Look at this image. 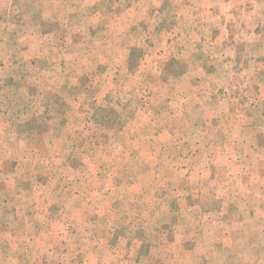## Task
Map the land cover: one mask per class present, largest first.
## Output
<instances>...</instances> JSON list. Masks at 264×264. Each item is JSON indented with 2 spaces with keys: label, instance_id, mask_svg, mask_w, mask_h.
Wrapping results in <instances>:
<instances>
[{
  "label": "rangeland",
  "instance_id": "obj_1",
  "mask_svg": "<svg viewBox=\"0 0 264 264\" xmlns=\"http://www.w3.org/2000/svg\"><path fill=\"white\" fill-rule=\"evenodd\" d=\"M0 264H264V0L0 2Z\"/></svg>",
  "mask_w": 264,
  "mask_h": 264
},
{
  "label": "crops",
  "instance_id": "obj_2",
  "mask_svg": "<svg viewBox=\"0 0 264 264\" xmlns=\"http://www.w3.org/2000/svg\"><path fill=\"white\" fill-rule=\"evenodd\" d=\"M4 0H0V2H3Z\"/></svg>",
  "mask_w": 264,
  "mask_h": 264
}]
</instances>
